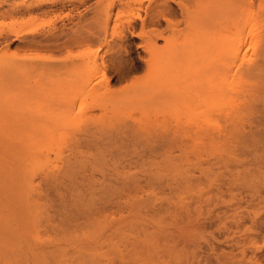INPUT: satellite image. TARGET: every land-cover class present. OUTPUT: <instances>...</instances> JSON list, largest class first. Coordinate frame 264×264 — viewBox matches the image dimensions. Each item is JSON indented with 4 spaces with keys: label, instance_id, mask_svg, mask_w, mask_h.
<instances>
[{
    "label": "rangeland",
    "instance_id": "1",
    "mask_svg": "<svg viewBox=\"0 0 264 264\" xmlns=\"http://www.w3.org/2000/svg\"><path fill=\"white\" fill-rule=\"evenodd\" d=\"M160 1L0 0V264H264V9Z\"/></svg>",
    "mask_w": 264,
    "mask_h": 264
},
{
    "label": "bare ground",
    "instance_id": "2",
    "mask_svg": "<svg viewBox=\"0 0 264 264\" xmlns=\"http://www.w3.org/2000/svg\"><path fill=\"white\" fill-rule=\"evenodd\" d=\"M169 1H172V2H174V3H177L178 5H180V2L178 1V0H165V1H160L159 2V5L157 6V8L156 9H154V11H153V13L152 14H150V20H152V21H159V17H163V18H166L167 17V15H168V13H173L172 12V9L170 8V6H169ZM182 1V0H181ZM195 1H197V0H194V2ZM201 0H198V2H200ZM194 2H193V5H194ZM254 2H255V0H228V3H227V5H226V11H232L234 8H236L237 7V9L238 8H240V9H242L241 10V15L242 14H244V15H240L234 22H236V23H238V22H241V20H242V22L244 21V20H246L248 17H245V15H246V13L248 12V14L247 15H249L250 14V16L251 17H253L252 16V11L250 10V8H251V6H252V8H254V6L253 5H255L254 4ZM257 2H259V3H257ZM257 5L256 6H258V11L260 10V9H264V8H261V6L262 7H264V0H257ZM182 3V2H181ZM201 3V2H200ZM203 3V2H202ZM195 4H196V2H195ZM206 4V3H205ZM253 4V5H252ZM259 4H260V6H259ZM22 5V4H21ZM182 5V4H181ZM190 5H192V4H190ZM199 5V4H198ZM250 5V6H249ZM182 6H184V5H182ZM195 6V5H194ZM248 6H249V8H248ZM159 7V8H158ZM242 7V8H241ZM247 7V8H246ZM181 8V7H180ZM23 9L25 10V11H30V13H31V11H33V6H32V4H30V5H28V6H25V8H14V9H12L11 11H12V14H15V13H22V11H23ZM184 9V8H183ZM187 9V8H186ZM191 8H189V10H190ZM246 9H248V10H250V11H247V12H245L246 11ZM107 10H109V9H107ZM188 10V11H189ZM252 10H254V9H252ZM184 11H186V10H184ZM244 11V12H243ZM262 11V10H261ZM183 12V11H182ZM250 12V13H249ZM254 12V11H253ZM256 12H257V10H256ZM256 12H254V13H256ZM3 13H5V12H3ZM3 13H1V14H3ZM258 14H259V12H257ZM256 13V14H257ZM185 14V13H184ZM258 14H257V16H258ZM262 14V13H261ZM260 15V14H259ZM106 16V15H105ZM249 16V17H250ZM256 15H254V17L256 18L257 17ZM30 17V16H29ZM33 17V16H32ZM245 17V19H243ZM250 17V19L252 20L253 19V22L251 23V21L249 22L248 20L247 21H244L243 22V24H246V22L248 23H251V24H247V28H249V27H252V26H254V20H255V18H251ZM259 17V16H258ZM109 17H107V21L109 20L108 19ZM168 18V17H167ZM106 19V18H105ZM104 19V20H105ZM239 19H241V20H239ZM249 19V18H248ZM33 20V19H32ZM163 20H165V19H163ZM257 20V19H256ZM255 20V21H256ZM29 21V20H28ZM143 21V20H142ZM166 21H169V19L167 20L166 19ZM24 22V21H23ZM106 22V21H105ZM156 23V22H155ZM257 23V22H256ZM131 25V24H130ZM129 25V26H130ZM249 25V26H248ZM132 26H133V24H132ZM167 26H168V24H167ZM132 28V27H131ZM21 29V28H20ZM18 30V29H17ZM23 32L25 31V30H22ZM29 31V30H28ZM27 31V32H28ZM27 32H26V34H27ZM29 32H31V31H29ZM28 32V33H29ZM160 32V31H159ZM177 32V31H176ZM64 33V30L63 29H58V30H56L55 32H53L52 34H51V36L53 37V38H57L58 36H59V34H63ZM178 33V32H177ZM23 34V33H22ZM245 35V34H244ZM16 36L17 37H20V35H19V33H17L16 32ZM162 36V35H161ZM251 36L253 37V34H251ZM176 37V36H175ZM252 39V38H251ZM166 41H167V39H166ZM175 42V41H174ZM118 44V43H117ZM120 44V43H119ZM121 45V44H120ZM174 45V44H173ZM172 46V45H171ZM250 46H251V40H250V42H248V40L246 39V37L245 38H243L242 37V35H240L239 33H237L236 34V36L234 37V39H233V43H232V48H233V52H234V56L235 57H237L238 59L241 57L242 58V56H244L243 54L246 52V51H248L249 49H250ZM122 47H123V45H122ZM122 47H121V49H122ZM119 49H120V47H119ZM176 50H178L177 48H176ZM117 53V52H116ZM154 53V52H153ZM151 54H152V52H151ZM236 58V59H237ZM237 59V60H238ZM92 67V66H91ZM97 68V67H96ZM98 69V68H97ZM87 70H89V69H87ZM90 70H91V68H90ZM101 70V69H100ZM92 71V70H91ZM93 71H94V69H93ZM85 72V71H84ZM90 72V71H89ZM99 73V72H98ZM80 75H81V73H80ZM86 75H88V74H86ZM93 75V74H92ZM96 76V75H95ZM94 76V77H95ZM98 76V75H97ZM89 77V76H88ZM87 77V78H88ZM90 78V77H89ZM92 80H94V79H92ZM96 81V80H95ZM91 83H93V82H91ZM95 87V86H94ZM90 88V87H89ZM89 90V89H88ZM90 90H91V88H90ZM87 93V92H86ZM89 93V92H88ZM88 95V94H87ZM76 100V99H75ZM75 100H74V102H75ZM73 103V102H72ZM63 105V104H62ZM61 105V106H62ZM64 107L66 106V104L64 103V105H63ZM68 106V105H67Z\"/></svg>",
    "mask_w": 264,
    "mask_h": 264
}]
</instances>
